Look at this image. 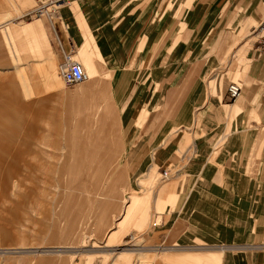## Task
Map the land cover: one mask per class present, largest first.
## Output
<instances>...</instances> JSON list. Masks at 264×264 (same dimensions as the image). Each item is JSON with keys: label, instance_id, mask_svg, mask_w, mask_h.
I'll return each instance as SVG.
<instances>
[{"label": "rangeland", "instance_id": "obj_1", "mask_svg": "<svg viewBox=\"0 0 264 264\" xmlns=\"http://www.w3.org/2000/svg\"><path fill=\"white\" fill-rule=\"evenodd\" d=\"M16 1L19 6L13 4V8L6 3L1 9L0 4V264H218L214 261L216 259L211 261L191 253L222 251L225 257L229 255L226 251L238 250L228 246L180 247L174 238L162 243L159 235L162 231L167 234L169 230L167 226L161 228L162 217L165 224L169 218L165 210L179 207L189 183V167L193 170L194 163L199 162L194 152V141L213 136L215 142L220 134L214 131L224 126L225 121L205 113L201 122L197 123L196 115L207 108L204 105L196 111L189 130L185 128L179 134L174 129L161 144L162 148H166L172 140L176 146L163 169L159 171L154 164L132 177L128 166L134 153L127 157L125 145L136 137L142 127L147 117L146 108L140 110L141 116L134 122L133 133L127 139L122 130L121 143L115 149L112 147L115 144L112 130L118 123V117H93L90 103L83 108L87 117L77 119L80 120L77 123L67 108V102L55 88H51L54 86L52 76L58 75L63 56L57 37L63 39V35L73 45L72 49L65 47L66 50H72L73 59L83 66L88 75L83 84L66 86L63 83L64 91H72L69 92L71 94L85 91L88 94L93 89L92 77L105 79L110 75L106 61L107 47L98 45L97 36L94 40L100 52L99 59L95 61L94 56L84 53L80 60L78 49L86 34L79 30L75 18L77 13H82L89 20V16L85 15L88 9L83 11L82 0H48L43 5L47 15L37 18L32 11L38 6V0ZM175 1L165 0L158 18L167 12L175 16L182 6L192 11V0ZM117 3H123V0ZM234 8L227 7V17ZM194 9L198 11L197 7ZM234 17L226 22L230 29L225 36L228 41L220 32L219 35L198 40L197 43L204 46V52L194 56L183 54L184 59H200L195 64L200 66L198 72L203 76L207 93L210 81H219L217 95L220 97L223 94L222 102L226 104L237 99L225 98V92L229 84H240L244 76V70L237 71L236 65L245 59L246 43L258 40L259 36L253 28L264 19V10L259 22L252 23L250 27L253 28L249 27L245 36L237 41H234L235 35L230 28ZM35 22L42 24L50 40V46L39 40L42 57L34 43L28 44L21 34L26 24ZM169 25L167 23L165 28ZM6 26L12 35L10 40L5 33ZM66 26L68 36L64 33ZM94 32L92 29L91 34ZM186 36H183L184 43ZM167 38L164 36L154 43L148 37L150 52L142 64L165 65L172 60L166 45ZM138 53L139 48L134 57L132 54V59ZM203 58L208 60L206 68ZM100 64L105 67L99 68ZM20 68H24L23 74L30 82L31 91L21 83ZM151 70L160 76L155 69ZM166 71L169 69L160 70ZM213 86L214 83H210L211 90ZM147 90L152 97L159 96L152 86ZM240 97L246 100L241 93ZM105 104L109 112L114 111L110 100H106ZM256 109L261 115L263 108ZM119 118L125 121L124 116L119 115ZM260 119L261 116L252 121L259 122ZM233 125L241 124L239 120L231 121L227 135ZM185 136L190 139L180 147V139ZM100 144L108 147H90ZM164 171L168 176H163ZM261 182L257 181V186ZM172 192L177 194L173 205L168 203ZM170 244L177 246L167 247Z\"/></svg>", "mask_w": 264, "mask_h": 264}, {"label": "crops", "instance_id": "obj_2", "mask_svg": "<svg viewBox=\"0 0 264 264\" xmlns=\"http://www.w3.org/2000/svg\"><path fill=\"white\" fill-rule=\"evenodd\" d=\"M118 1L120 2L92 0L90 3L82 0L80 4L83 11L88 9L89 12H85V15L89 16V20L82 13H77L75 18L79 30L86 34L78 49L80 60L84 53L94 56L95 61L99 59L100 52L94 40L97 36L98 45L107 47L109 77H92L93 89L86 96L74 97L69 93L72 91H64L63 81L56 74L52 76L54 86L51 88H55L59 96L67 102V108L77 123L80 121L77 119L87 117L83 108H87L90 103L94 111L93 117H118V123L114 124L112 130L115 136L112 147L115 149L121 143L122 130L127 139L133 133L134 122L141 116L140 110L146 108L147 117L142 127L136 137L125 145L127 157L134 153L128 166L132 177L139 172H145L154 164H157L159 171L163 169V165L176 150L172 140L166 148H162L163 141L174 129L179 134L185 128L189 130L196 111L206 105L207 108L196 115V121L200 123L205 113L225 121L224 126L214 131L220 134V142H213V136L211 139L205 136L194 141V152L197 153L199 162L194 163L193 170L189 167V183L179 207L165 210V215L168 214L169 218L165 224L164 216L162 217L161 228L165 229L167 226L169 230L167 234L163 231L159 234L160 240L166 243L174 238L180 247L203 245L239 248L226 251L232 257H223L222 251L191 253L207 257L211 261L216 259L214 261H218V264H264V53L259 51L257 39L246 43L245 59H241L236 65L237 71L244 70V76L239 82L242 86L241 94L246 100L240 97L230 104L222 102L223 94L220 97L217 95L219 81H210L214 83L213 90L209 83V91L206 92L203 76L198 72L200 66L195 64L200 59L191 61L184 59L183 55L190 53L194 56L204 52L205 48L197 43L198 40L219 35L220 32L225 37L230 32L226 22L232 16H235L230 24L235 35L234 41L243 38L251 24L261 19L264 0H192V11H187L182 6L175 16L167 12L161 18L158 15L166 3L165 0H123V3H117ZM6 3L10 8H13V4L19 6L16 0H4L0 2L1 9ZM227 7H235L228 17ZM167 23L170 25L165 28ZM92 29L95 31L93 35ZM64 30L67 35L68 27ZM5 33L10 40L12 35L7 26ZM21 34L28 44L34 43L41 57L43 52L39 40L50 46V40L40 22L26 24ZM186 34L184 43L183 36ZM149 36L154 43H158L164 36L168 37L166 45L172 60L167 64H142L150 52ZM62 37L63 39L57 37L60 52L66 51V48L72 49L71 41L64 35ZM225 39L228 41L227 37ZM138 48L139 53L132 59V54L134 57ZM174 54H177L176 58ZM203 61L205 67L208 60L203 58ZM100 67L105 66L100 64ZM151 69H155L160 76ZM163 69L169 71L160 72ZM23 70L24 68H20L18 72L23 77L21 83L31 91L30 82L24 76ZM151 86L153 90L157 89L158 97H152L150 89L147 90ZM106 100H110L114 111L109 112ZM257 107L263 108L261 115L258 114ZM78 110L80 112L76 113ZM119 115L124 116L125 121ZM260 116L259 122L252 121ZM233 120H239L241 125L230 126L231 131L227 135L228 124ZM249 122V126H244ZM43 123L46 124L45 121ZM189 139L188 136L181 138L179 146L183 147ZM104 144L90 147H108ZM212 144V147L209 146ZM259 180L262 182L257 186ZM170 196L172 198L168 203L173 205L177 194L172 192ZM177 245L170 244L167 247Z\"/></svg>", "mask_w": 264, "mask_h": 264}, {"label": "bare ground", "instance_id": "obj_3", "mask_svg": "<svg viewBox=\"0 0 264 264\" xmlns=\"http://www.w3.org/2000/svg\"><path fill=\"white\" fill-rule=\"evenodd\" d=\"M37 2V4H38V6L35 8V10H33L32 11V13H33V15H34V17H37V18H43L44 16H46L47 14H45V13H47L46 12V10L44 11L43 10V5L44 4H46L47 2H48V0H38V1H36ZM40 5V6H39ZM264 21V19L262 20V22ZM262 22H260V24L262 23ZM260 24L255 28H253L254 29V31L253 32H256L257 33V29H258V27L260 26ZM259 39V38H258ZM258 49H259V51L260 52H262V53H264L263 51H261L260 50V48H259V44H258ZM63 53V56H62V61H61V63L59 64V66H58V75L60 76V78L62 79V81H63V83L66 85V86H75V85H78V84H83V82H85L87 79H88V75H87V73H86V71L84 70V68H83V66L81 65V64H79L77 61H75L74 59H73V53H72V50H70V51H63L62 52ZM67 58H69V59H71L73 62H75V63H78L81 67H82V69L84 70V73H85V75H86V79L84 80V81H80V82H76V83H72V84H69V83H67L66 81H65V76H64V74H65V72L67 71V69H68V62H67ZM236 86L237 88H238V90H239V92H238V94L237 95H235V97L233 98V99H231V98H229L228 97V95H227V90H226V97H227V99H229V100H234L235 98H239L240 97V93H241V85L240 84H236V83H231V84H229V86ZM229 86L227 87V89L229 88ZM73 95H74V97H78V96H80V95H83V96H86L87 95V92H85V91H82V92H78V93H73ZM236 99V100H237ZM163 176H168V173H167V171H164L163 172ZM223 249V248H222Z\"/></svg>", "mask_w": 264, "mask_h": 264}, {"label": "built area", "instance_id": "obj_4", "mask_svg": "<svg viewBox=\"0 0 264 264\" xmlns=\"http://www.w3.org/2000/svg\"><path fill=\"white\" fill-rule=\"evenodd\" d=\"M257 34L259 36V39L257 40L259 44V48L261 51L264 52V21L258 27ZM67 62L69 66H68L67 71L64 74L65 81L69 84L84 81L86 79V75L82 67L78 63L73 62L69 58H67ZM238 92L239 90L236 86L231 85L227 89V95L231 99H233L235 95L238 94Z\"/></svg>", "mask_w": 264, "mask_h": 264}]
</instances>
